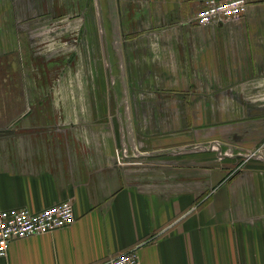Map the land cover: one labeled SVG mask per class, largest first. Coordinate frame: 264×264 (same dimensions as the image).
<instances>
[{
    "label": "crops",
    "instance_id": "crops-1",
    "mask_svg": "<svg viewBox=\"0 0 264 264\" xmlns=\"http://www.w3.org/2000/svg\"><path fill=\"white\" fill-rule=\"evenodd\" d=\"M203 1L123 0V96L87 86L47 113L15 61L43 3L0 0V210L71 200L76 217L0 264H264V0L198 26Z\"/></svg>",
    "mask_w": 264,
    "mask_h": 264
},
{
    "label": "rangeland",
    "instance_id": "rangeland-1",
    "mask_svg": "<svg viewBox=\"0 0 264 264\" xmlns=\"http://www.w3.org/2000/svg\"><path fill=\"white\" fill-rule=\"evenodd\" d=\"M36 1L42 9L34 10L30 26L17 25L15 37L16 78L25 80L32 99L39 96V81L49 99L47 113L55 111L52 97H72L78 89L86 96L87 86L93 96L118 98L117 91L123 96V0ZM17 12L23 17L22 9ZM41 14L44 21L34 18Z\"/></svg>",
    "mask_w": 264,
    "mask_h": 264
},
{
    "label": "built area",
    "instance_id": "built-area-1",
    "mask_svg": "<svg viewBox=\"0 0 264 264\" xmlns=\"http://www.w3.org/2000/svg\"><path fill=\"white\" fill-rule=\"evenodd\" d=\"M248 9L247 0H204L194 17L195 24L210 26L239 19L247 14ZM257 154L258 151H255L247 157ZM117 157L121 163L119 150ZM75 219L71 200L53 204L40 211L25 207L0 210V257L7 255L12 242L66 228L74 224ZM108 263L141 264L137 250L121 252L113 256Z\"/></svg>",
    "mask_w": 264,
    "mask_h": 264
}]
</instances>
